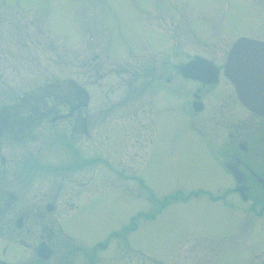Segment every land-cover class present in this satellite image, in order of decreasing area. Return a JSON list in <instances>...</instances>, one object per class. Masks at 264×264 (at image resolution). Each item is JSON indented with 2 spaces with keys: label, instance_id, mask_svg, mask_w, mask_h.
<instances>
[{
  "label": "rangeland",
  "instance_id": "obj_1",
  "mask_svg": "<svg viewBox=\"0 0 264 264\" xmlns=\"http://www.w3.org/2000/svg\"><path fill=\"white\" fill-rule=\"evenodd\" d=\"M143 9H197L194 17L200 16L201 9H233L241 15L228 19L229 35L252 29V35L264 38V0H0V108L29 103L21 97L37 104L47 98L53 116L55 111H64L65 106L59 103L78 97L77 86H81L90 95L87 112L94 113L101 107L99 115H102L109 111L107 104L127 98L131 76L145 70L150 72L154 64L162 65L164 60H183L184 57L178 55L177 59L173 55L175 49L220 55L231 41L220 32L214 38L217 43H225L222 48L190 44L186 28L171 27L167 20V29L181 37L182 42L169 41L164 45L163 35L153 32L149 36L155 44L145 43L143 34L152 31L141 26L139 15ZM136 85L142 86L140 82ZM181 86L186 88L187 84ZM148 93L155 96L157 92L153 89ZM146 95L130 101L139 102L141 108L150 107ZM130 101L126 107L109 111L105 120L102 115L95 136L79 139L75 135L71 140L84 156V166L68 167L74 158L60 142L68 139L63 134L65 122L50 124L43 120L34 130L42 136L33 149L38 150L37 154L40 149L51 153L52 183L47 181V186L56 199L51 213L56 221L52 227L57 232L59 223L65 221L64 230L74 239L68 244L82 246L89 252L97 242H107L106 248L99 250L100 264H125L127 260L132 264H155L157 256L164 254L165 264H173L174 253L167 252L183 229L194 231L195 221L208 217L217 221L220 228L219 221L226 215L212 204L208 207L202 201L204 196L199 199L190 196L189 191L194 192L200 182L222 183L227 181V176L222 177L215 170L205 152L195 150L187 132L179 128L183 117L164 115L163 126L152 146L148 141L142 147L141 142L136 149L131 145L132 136L121 148H116L113 139L105 135L109 133L110 123L118 125L125 121L123 111L131 107ZM137 114L138 117L142 114L146 121L152 119L149 113L138 110ZM130 128L135 135L136 126ZM154 129L149 124L147 133ZM154 134H149V139ZM141 150L147 152L143 154ZM96 156L100 158L94 160ZM82 180L91 181L92 185L77 187L76 183ZM178 191L179 197H183L181 203L170 206L156 222H147L143 214L155 211L158 207L155 200L171 197ZM70 202H74L72 206ZM210 223L201 228L208 239L211 236L205 231L210 230ZM251 230L247 229L244 235L245 247L254 244ZM126 240L128 254L120 248ZM259 250L262 252L264 248ZM247 252L253 261L254 247ZM216 260L217 264H228L221 257ZM181 261L188 263L187 258ZM231 264L235 262L232 260Z\"/></svg>",
  "mask_w": 264,
  "mask_h": 264
},
{
  "label": "flooded vegetation",
  "instance_id": "obj_2",
  "mask_svg": "<svg viewBox=\"0 0 264 264\" xmlns=\"http://www.w3.org/2000/svg\"><path fill=\"white\" fill-rule=\"evenodd\" d=\"M195 10L197 9H143L139 15L141 26L152 32L143 34L142 41L153 44L154 40L149 35L155 32L163 35L164 45L169 41L180 44L182 38L172 35L167 29L169 20L171 27L182 25L186 28L190 44L196 42V45H203L208 49L225 46V43H217L214 38V35L224 33L231 39L227 50L220 55L211 56L208 51L189 53L174 48L173 55L177 59L178 55L184 57L185 60H164L162 65L154 64L150 72L145 70L138 76H131L128 80L127 98L124 101L110 102L107 104L110 105L108 110L111 112L126 107L131 99L137 100L146 93L150 107L141 108L139 102L130 101L131 107L123 111L125 121L118 125L110 123L109 133L105 138L108 136L113 139L116 148H121L124 141L132 136L131 145L136 149L141 142L142 147L148 141L152 146L161 131L159 128L163 126L164 115L183 117L184 120L178 124L179 128L187 132L185 134L192 140L195 150L205 152L215 170L222 177L227 176V181L222 183H197L194 192L189 187V195L199 199L204 196L202 201H206L208 207L212 204L226 215L219 221L220 228L217 221L208 217L195 221L194 231L183 229L167 252L174 253L173 264H217L218 257L228 264L232 260L235 264H264V250H259L264 248V114L252 111L240 100L226 69L229 53L238 39L248 37L264 43V38L252 35V29L239 32L236 36L228 34V19L241 15L240 11L199 9L200 16L194 17ZM192 62L202 63V68L187 74L183 66ZM259 66L263 78L257 79V87L264 86V55ZM139 82L142 84L141 88L136 85ZM182 83L187 84V87L183 88ZM153 89L157 92L155 96L148 93ZM77 91L78 97L74 101L59 103L65 106L64 111L54 113L53 110V116L52 107L47 101L39 102L43 105L36 102L15 103L10 107L0 108V264H100L99 250L106 248L107 242H97L89 252L82 246L68 244L74 239L65 232V221L59 223L57 232L53 230L52 222L56 220L51 213L55 210L56 199H53L51 187L47 186V181L52 183L51 153L48 150L41 152L40 149L37 154L38 150L33 149L42 136L34 133V130L43 120H48L50 124L65 122L63 134L68 139L60 142L74 158L68 167L74 169L85 165L84 156L71 140L75 135L79 139L95 136L103 121H100L101 116L105 120L110 112L99 115L100 107L94 113H88L90 95L86 105H79L85 101L86 94L81 86H77ZM132 94L134 98L131 97ZM138 110L146 115L149 113L152 119L146 121L142 114L138 117ZM149 124L153 129L155 124L156 128L149 132L150 135L155 133L150 139L147 133ZM132 125L136 126L135 135L130 128ZM52 139L53 136L49 138ZM118 143H121L120 147ZM10 146L16 148L11 149ZM128 149L131 151V146ZM146 152L141 150L143 154ZM93 158L95 160L100 157ZM236 172L240 175H236ZM76 184L83 188L91 186L92 182L82 180ZM179 194L180 191L170 194L171 197L156 199L155 205L158 207L151 213H144L143 217L148 219L147 222H156L170 206L181 203L180 199L183 197H179ZM73 203L70 202L69 205L72 206ZM49 206L53 208L50 209ZM244 213L250 215L244 216ZM208 221L211 222L208 224L210 230L205 232L211 236L210 239L201 231ZM247 229H252L250 234L254 235V244H250L254 247L253 261L247 252L252 247L244 246ZM128 244L126 240L122 244L124 246L120 247L126 254L129 253ZM49 250L50 256L44 258L42 253ZM157 257L155 264L167 262L163 259L165 254ZM184 258L188 259V263L181 261ZM125 264L132 263L127 260Z\"/></svg>",
  "mask_w": 264,
  "mask_h": 264
},
{
  "label": "water",
  "instance_id": "obj_3",
  "mask_svg": "<svg viewBox=\"0 0 264 264\" xmlns=\"http://www.w3.org/2000/svg\"><path fill=\"white\" fill-rule=\"evenodd\" d=\"M263 55V42L243 37L233 46L226 64L240 100L252 111L260 114H264V86L257 87V79L262 77L259 65ZM198 68H202V63L192 62L183 66L187 74L196 72ZM85 94V101L79 105H86L88 102V93ZM236 175L240 173L236 172ZM42 254L45 258L50 256L51 251Z\"/></svg>",
  "mask_w": 264,
  "mask_h": 264
},
{
  "label": "trees",
  "instance_id": "obj_4",
  "mask_svg": "<svg viewBox=\"0 0 264 264\" xmlns=\"http://www.w3.org/2000/svg\"><path fill=\"white\" fill-rule=\"evenodd\" d=\"M46 99H47V98H46ZM46 99H44V100L46 101ZM21 100H23V101L28 100L29 103H33L32 101H30V100H32V99L29 100V99H24V97H22ZM40 104L43 105V103H40Z\"/></svg>",
  "mask_w": 264,
  "mask_h": 264
}]
</instances>
